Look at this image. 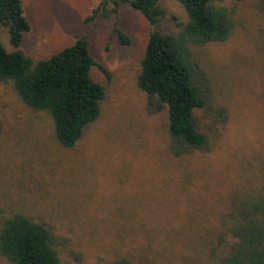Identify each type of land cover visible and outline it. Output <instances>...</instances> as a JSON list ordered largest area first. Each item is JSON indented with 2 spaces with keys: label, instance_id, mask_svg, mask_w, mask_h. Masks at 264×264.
Listing matches in <instances>:
<instances>
[{
  "label": "rangeland",
  "instance_id": "obj_1",
  "mask_svg": "<svg viewBox=\"0 0 264 264\" xmlns=\"http://www.w3.org/2000/svg\"><path fill=\"white\" fill-rule=\"evenodd\" d=\"M117 1L115 18L89 20L102 0H23L31 24L21 45L27 56L47 59L86 37L94 60L112 74L108 83L98 68L92 70V77L105 85L107 98L100 119L75 148L57 146L49 120L0 86V219L2 210L23 208L28 216L52 226L61 238V264H76L80 254L90 263H102L131 250L128 232L138 221L124 218L127 210L160 230L154 235L180 229L188 236L195 210L208 206L223 181V188L230 189L225 178L246 186L264 183V11L256 0L237 7L240 20L228 41L198 50L229 120L211 152L190 157L203 171L192 179L166 154L164 115L149 113L137 85L153 29L128 2ZM223 4L236 6L232 0ZM161 5L165 16L156 30L179 32V25L188 21L185 9L176 0ZM117 26L128 34L130 45L122 46L114 37ZM0 37L13 51L8 31L2 28ZM201 120L211 123L204 116ZM0 264L8 262L0 256Z\"/></svg>",
  "mask_w": 264,
  "mask_h": 264
},
{
  "label": "trees",
  "instance_id": "obj_2",
  "mask_svg": "<svg viewBox=\"0 0 264 264\" xmlns=\"http://www.w3.org/2000/svg\"><path fill=\"white\" fill-rule=\"evenodd\" d=\"M122 1L128 2L153 29L140 62L137 85L146 96L149 113L164 115L166 154L192 179L203 171L190 157L211 152L229 120L227 108L218 105L198 50L228 41L240 20L237 7L248 0H232L235 7L224 5L223 0H176L185 9L188 21L179 25V32L171 34L156 30L165 16L163 0ZM256 5L264 11V0H256ZM119 7L117 0H102L89 20L115 18ZM2 28L8 31L14 50L8 51L0 37V86L9 88L26 109L49 120L57 146L75 148L85 131L100 119L107 98L105 85L92 77V70L98 68L108 83L111 72L94 60L86 37L47 59L27 56L21 45L31 24L23 0H0V32ZM113 35L120 45L131 44L120 27L113 29ZM200 116L211 123H203ZM225 180L229 190L223 188V181L208 206L195 210V216L190 214L193 226L188 228V236L180 229L164 232L162 237L154 235L160 230L150 227L147 219L140 221L142 217L138 219L139 213L133 209L127 210L124 218L138 221L135 230L127 231L133 237L132 249L102 263H90L80 254L76 264H264V183L246 186ZM6 187L4 195L9 194L5 182L2 188ZM20 200L23 205L24 197ZM23 210H2L0 256L8 264H61L57 249L61 238L54 228Z\"/></svg>",
  "mask_w": 264,
  "mask_h": 264
}]
</instances>
